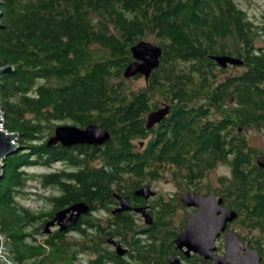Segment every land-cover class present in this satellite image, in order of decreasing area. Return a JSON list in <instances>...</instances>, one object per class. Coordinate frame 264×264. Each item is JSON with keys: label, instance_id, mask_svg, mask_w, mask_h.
<instances>
[{"label": "trees", "instance_id": "trees-1", "mask_svg": "<svg viewBox=\"0 0 264 264\" xmlns=\"http://www.w3.org/2000/svg\"><path fill=\"white\" fill-rule=\"evenodd\" d=\"M226 35L235 38L222 39ZM258 38L264 41V12L254 24L235 0H0V64L12 67L0 82L3 128L16 132L23 146L3 161L0 180V235L9 254L20 264H63L62 236L37 242L27 230L46 213L18 201L28 193L26 183L55 189L42 197L55 209L80 200L105 203L113 178L130 170V163L144 162L143 153L127 148L142 138L143 120L160 101L170 105L165 118L172 129L167 151L152 155L150 162L179 163L190 177L199 151L209 148L214 154L217 132L207 137L195 126L207 118V54L217 42L244 45L246 69L234 87L241 106L232 117L245 118L246 124L257 118L255 124L264 126V47L256 45ZM140 40L160 46L161 55L144 86L133 90L127 82L139 76L126 79L123 70ZM57 121L96 124L112 138L102 152L99 146H49ZM196 141L197 153L192 151ZM246 157L236 155L235 172ZM57 161L78 169L25 171ZM98 161L110 169L96 166Z\"/></svg>", "mask_w": 264, "mask_h": 264}, {"label": "flooded vegetation", "instance_id": "flooded-vegetation-1", "mask_svg": "<svg viewBox=\"0 0 264 264\" xmlns=\"http://www.w3.org/2000/svg\"><path fill=\"white\" fill-rule=\"evenodd\" d=\"M234 38L233 35L222 37L224 40ZM217 56H228L238 62L221 65ZM207 57L208 113L195 129L205 131L206 136L212 138L213 132H217L219 140L214 147L217 156L209 148L199 151L202 156L195 157L190 177H185L179 163L150 162L152 155L167 151L172 129L166 116L147 126L148 114L168 105L160 101V106L143 120L142 138L132 139V146L127 148L133 154L143 153L144 162L130 163V170L121 171L118 178H113L105 203L97 201L91 205L80 200L55 209L46 202L41 206L46 214L27 229L35 237L44 238L62 236L65 239L70 233H76L79 239L74 243L64 241L65 248L73 243L75 250L63 264L69 260L72 263L84 260L86 264H231L230 246L239 257L256 251L259 263L264 264V167L257 162V158L264 155V149L255 144L264 126L255 124L257 118L246 124L245 118L232 117L241 106L234 87L237 80L243 81L246 69L244 45L217 42ZM138 76L147 82L148 78ZM108 133L110 137L103 144L88 146H99L102 152L112 138ZM79 145L87 144L66 148L73 150ZM210 145L213 147V142ZM198 150L196 141L192 151L197 153ZM107 151L113 153L116 148ZM175 151V148L170 150ZM245 153L247 162L242 161L235 172L236 155ZM60 163L68 171L78 169ZM95 165L111 167L102 161ZM142 188L145 190L140 191ZM75 203L85 206L79 213L77 210L67 212L65 222L69 219L73 222L61 229L63 222L55 219L57 211ZM53 220L49 231L45 232L46 225Z\"/></svg>", "mask_w": 264, "mask_h": 264}, {"label": "water", "instance_id": "water-1", "mask_svg": "<svg viewBox=\"0 0 264 264\" xmlns=\"http://www.w3.org/2000/svg\"><path fill=\"white\" fill-rule=\"evenodd\" d=\"M130 51L133 60L124 68L123 77L128 79L136 75H141L147 79L151 71L159 65L161 47L150 41L140 40L131 47ZM216 60L221 65H225L227 62H238L228 56H217ZM11 70V66H3L0 64V82L1 76ZM169 110V105H165L150 112L147 116V126H151L153 123L160 121L168 114ZM109 137L110 135L108 131L96 124H89L85 127H78L73 124H57L54 127L53 135L47 140V145L50 146L57 142L65 147H70L75 144L101 145L107 141ZM17 138L18 134L16 132H9L3 128V111L0 108V180L3 177V161L8 156L23 150V146L20 145ZM257 162L261 167H264V155L259 156ZM143 190L145 189L142 188L140 191ZM84 206L83 203H75L68 208L57 211L55 219L58 220L59 223L63 222L61 224V229H64L67 225H70L73 222L70 219L65 222L64 219L67 212L70 210H77L79 213L83 210ZM77 214H73L72 216H77ZM52 223H54V220L46 225L45 232L49 231V227ZM189 230L190 223L188 224L187 232ZM1 242L2 238L0 236V246ZM229 251V257L232 259L230 262L231 264H260V258L256 251H250L244 257L236 256V249L234 250L232 246L229 247Z\"/></svg>", "mask_w": 264, "mask_h": 264}, {"label": "rangeland", "instance_id": "rangeland-1", "mask_svg": "<svg viewBox=\"0 0 264 264\" xmlns=\"http://www.w3.org/2000/svg\"><path fill=\"white\" fill-rule=\"evenodd\" d=\"M238 7L243 9L246 13V16L249 21L253 22L254 24H259L262 20V13L264 12V0H235ZM257 46L264 47V41L262 38H258L256 42ZM128 86L132 88L133 90H137L139 88H142L145 84L143 78H136V79H130L128 80ZM57 124H71L69 121H57ZM256 138L258 141L255 140V144L259 147H262L264 149V130L261 131L260 134H257ZM63 167V164L60 162L53 163L50 167H41V166H29L25 168V171L29 174H41V173H48L51 172L53 169H60ZM26 195H22L18 197V201L28 208H30L33 211H36L39 209L46 201L41 199L42 197L49 196L51 193L55 194L57 191L52 188H43L38 182L36 181H28L26 183V189L25 192ZM37 241H41L44 236L37 235L35 237ZM79 239V236L76 233H70L64 241L73 242L74 240ZM73 243H69V247L64 248V250L68 249V251H65V257L62 258V260L69 259L70 254H72L75 250V246H73ZM75 264H86L84 260H77V262H74ZM73 263V264H74ZM50 264V263H49Z\"/></svg>", "mask_w": 264, "mask_h": 264}, {"label": "built area", "instance_id": "built-area-1", "mask_svg": "<svg viewBox=\"0 0 264 264\" xmlns=\"http://www.w3.org/2000/svg\"><path fill=\"white\" fill-rule=\"evenodd\" d=\"M0 264H20V262L14 259L9 254L8 250L3 246V241L1 242L0 246Z\"/></svg>", "mask_w": 264, "mask_h": 264}]
</instances>
